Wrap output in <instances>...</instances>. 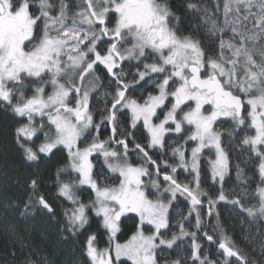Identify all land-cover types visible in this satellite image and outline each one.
Wrapping results in <instances>:
<instances>
[{"label":"snow or ice","instance_id":"6c2138e0","mask_svg":"<svg viewBox=\"0 0 264 264\" xmlns=\"http://www.w3.org/2000/svg\"><path fill=\"white\" fill-rule=\"evenodd\" d=\"M188 7L197 6L190 3ZM223 15L222 26L212 19L208 29L212 36L219 35L218 46L206 50L194 31L184 34L174 23L179 17L167 0H0V103L26 121L15 129V138L27 161L53 154L61 146L66 150L68 163L56 173L58 195L72 205L64 210L62 231L75 236L89 224L91 210L109 233V246L103 249L96 247L95 234L87 237L85 253L91 264H113V252L116 261L126 257L131 264H159L158 252L165 264H216L202 254L198 233L203 227L199 209L208 195L200 187L205 150H214V158H205L207 169L212 180L221 184L217 199L208 198V215L218 201L228 199L223 183L229 157L221 145V133L214 128L221 117H230L245 132L241 146H247L250 159H258L264 185V50L259 51L260 62L254 58L256 43L264 41V0H224ZM249 21L253 22L250 29ZM133 59L154 62L143 63V70L137 69L128 83L122 63ZM100 65L114 78L115 89L108 94L110 106H105L96 123L91 106L95 85L86 88L83 82ZM152 74L162 76L155 84L156 94L132 97L129 90L146 77L150 80ZM26 81L39 85L31 95H26ZM49 85L51 91L46 92ZM121 116L128 117L126 129L120 127ZM102 124L110 126L108 140L99 138ZM93 131L97 134L92 135ZM138 131L146 132V145L136 142ZM186 131L184 143L171 149L178 164L163 161L170 171L161 172L149 150L163 149L167 136H183ZM40 135L43 140L36 144ZM90 136L92 142L87 143ZM189 142L195 144L190 159L185 149ZM130 153H137L142 163L134 164ZM94 154L103 158L108 173L116 174L119 183L110 184L106 174L94 173ZM144 162L153 166L154 173ZM178 169L191 174L192 181L179 182ZM236 172L237 179L247 183L239 164ZM65 173L69 177L75 173V179H61ZM101 176L103 181L98 179ZM160 178L166 185L162 190ZM84 185L94 192L88 203L76 195V189ZM149 187L155 190V199L149 197ZM31 188L38 189L37 179L31 180ZM255 193L258 207H244L238 198L230 203L240 205L251 217H264V186L258 185ZM178 197L189 202L188 214L177 221L178 231L169 235L170 209ZM35 203L55 215L43 194L36 196ZM127 213L137 214L139 223L121 243L116 237L121 217ZM193 215L195 230L189 231L185 221L191 224ZM145 227L151 230L146 233ZM203 237L214 242L207 232ZM186 239L190 240L187 247ZM218 247L225 258L236 257L247 264L227 237L220 239ZM168 249L177 251L175 259L163 257Z\"/></svg>","mask_w":264,"mask_h":264},{"label":"trees","instance_id":"16d2710c","mask_svg":"<svg viewBox=\"0 0 264 264\" xmlns=\"http://www.w3.org/2000/svg\"><path fill=\"white\" fill-rule=\"evenodd\" d=\"M70 2L79 3L80 0H70ZM164 2V0H161ZM195 4L197 7L189 8V4ZM223 3L224 0H167L170 9L179 17L178 27L184 34L193 32L202 40V45L206 50L216 48L219 43V35L212 36L208 29L211 27V20L215 19L219 26L223 24ZM219 5V8H217ZM82 6V5H81ZM73 8L69 15L71 16ZM207 10V14H205ZM34 11H36L34 9ZM255 11V9H253ZM38 14V11H36ZM207 21V23H206ZM71 23V20L68 21ZM252 21H249L247 27H252ZM198 29V30H197ZM230 35V31L228 32ZM227 38V37H226ZM264 50V41H258L254 49V58L260 62L259 51ZM153 60L138 62L137 60H126L122 63L123 74L126 82L132 83L133 76L137 69L143 70V63H152ZM98 77V79H97ZM138 79V77H137ZM162 79V76L152 74L151 79L147 77L144 81H139L129 94L137 99L146 96L149 92H154L155 84ZM79 83V81H77ZM94 83L95 91L91 93V106L93 109L94 120L99 123L101 113L106 105L110 106L111 96L115 89L114 78L104 68L103 65L96 67L94 76H89L83 82L84 87H89ZM39 86L38 84L26 81V95H31L32 90ZM169 90H172L171 88ZM51 91V86L46 87V92ZM243 98V97H242ZM246 99V98H245ZM15 102V101H14ZM106 114V113H105ZM162 118V117H161ZM122 129L127 128V116L120 117ZM26 122L24 118L16 116L7 105L0 103V264H79L80 257L85 253V243L87 237L95 234L97 237L96 247L103 249L109 246V233L102 225V220L95 213L89 210V224L81 229L75 236L62 231L65 223L64 210L71 208L72 205L66 199L58 195L57 169L67 165V152L62 146L53 150V154L48 156L41 155L37 161H27L23 156V151L16 143L15 129ZM39 123V120H37ZM188 126H186L187 128ZM215 129L221 133V145L229 157V172L223 183V190L228 199L218 201L213 209L212 215H208V198L216 200L221 190L219 181L214 182L210 171L207 169L206 159L208 156L214 158V150L210 153L207 150L203 153L201 159V190L206 192L207 197H203V207L199 209L203 227L198 233L199 242L202 244V254L207 255L216 264H243L237 258H225L219 250V241L227 237L234 250H238L240 255L245 257L247 264H264V217L257 214L251 217L243 211L240 205L230 203L232 199L238 198L244 207H258L259 198L255 193L257 186H264L260 183L258 172V159L249 158L250 153L246 151L247 146H241V139L245 134L236 128L232 119H222L215 123ZM248 134H254V130H246ZM97 133L93 131L92 135ZM189 133L186 131L183 136L180 134L169 135L165 138L163 149H150L149 155L152 156L158 164L161 165V172L170 171L163 165V161L168 164H178V158L173 157L171 149L178 144L184 143V137ZM111 136L109 125L102 124L99 130V138L108 140ZM43 136L36 140L39 144ZM92 142L90 136L87 143ZM136 142L142 145L147 144V134L143 131L136 133ZM81 146H86L82 143ZM195 146L194 142L185 145L186 158L190 157L191 148ZM115 147V145H112ZM133 145L130 143L129 148ZM119 150V149H117ZM95 165L94 173L103 172L109 179L108 183H119L114 177L116 174L108 173L102 157L95 154L92 157ZM130 159L134 164H141L142 158L137 153H130ZM239 164L243 170V180L237 179L236 165ZM154 173L152 165L144 162V165ZM103 176L98 177L103 181ZM179 182L188 183L192 181L193 176L183 169H178L177 177ZM37 179L38 189L34 192L31 188V180ZM61 179H75V173L69 177L66 173ZM152 179H156L153 174ZM161 188L166 185L160 178ZM155 190L149 189L150 196ZM43 194L54 209L55 215L47 212L41 206L35 203L36 196ZM76 195L82 202L88 203L94 199V192L87 186H81L76 189ZM31 205L26 210L25 205ZM165 199L167 196L165 195ZM189 202L183 197H178L173 202L170 209V232L178 231L177 221L188 214ZM191 224L185 221V227L189 231H194L192 226L195 223V216L190 217ZM139 219L137 216L128 215L120 220V232L117 235L119 242L126 241L136 230ZM207 232L213 236L214 243L208 242L203 233ZM190 240L186 239L184 246L187 247ZM177 251L174 249L165 250L163 257L175 259ZM159 263L165 264L161 253H157ZM191 264V262H189Z\"/></svg>","mask_w":264,"mask_h":264},{"label":"rangeland","instance_id":"374dc122","mask_svg":"<svg viewBox=\"0 0 264 264\" xmlns=\"http://www.w3.org/2000/svg\"><path fill=\"white\" fill-rule=\"evenodd\" d=\"M169 91H171V90H169ZM207 107V106H206ZM188 109L187 108H185V111H187ZM222 119H231L230 117H221V118H219L217 121H219V120H222ZM214 128H215V124H214ZM189 159H190V157H189ZM146 167V166H145ZM145 179V182L146 183H148V178H144ZM84 186H87V185H84ZM87 187H89V186H87ZM90 188V187H89ZM149 189H152L151 187H149L148 189H147V192H148V190ZM163 188H161V190H162ZM152 190H154V189H152ZM148 194H149V192H148ZM149 197L150 198H152V199H155V197H152V196H150V194H149ZM128 215H134V216H137V214H135V213H127V214H125L124 216H122L121 217V219L123 218V217H126V216H128ZM138 217V216H137ZM145 232L146 233H148L151 229L149 228V227H145ZM119 234V233H118ZM117 234V235H118ZM117 238V237H116ZM121 243H123V242H121ZM79 264H91V261H90V259L86 256V253H84V255H82L81 257H80V262H79ZM113 264H131V261L130 260H128L126 257H121L120 258V260L119 261H116L115 260V254H114V252H113ZM159 264H161V263H159Z\"/></svg>","mask_w":264,"mask_h":264},{"label":"water","instance_id":"95a60500","mask_svg":"<svg viewBox=\"0 0 264 264\" xmlns=\"http://www.w3.org/2000/svg\"><path fill=\"white\" fill-rule=\"evenodd\" d=\"M212 243H214V242H212ZM220 250V249H219ZM221 252H222V250H220ZM223 253V252H222ZM230 258H236V257H230Z\"/></svg>","mask_w":264,"mask_h":264},{"label":"flooded vegetation","instance_id":"af4514ba","mask_svg":"<svg viewBox=\"0 0 264 264\" xmlns=\"http://www.w3.org/2000/svg\"><path fill=\"white\" fill-rule=\"evenodd\" d=\"M125 62V61H124Z\"/></svg>","mask_w":264,"mask_h":264}]
</instances>
